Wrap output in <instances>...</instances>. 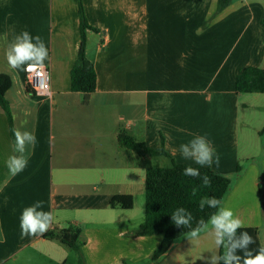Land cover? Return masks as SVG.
<instances>
[{
	"label": "crops",
	"instance_id": "0c3cea01",
	"mask_svg": "<svg viewBox=\"0 0 264 264\" xmlns=\"http://www.w3.org/2000/svg\"><path fill=\"white\" fill-rule=\"evenodd\" d=\"M80 1L95 29L86 34L96 73L87 103L70 88L78 0H0V88L13 131L36 137L27 168L11 176L5 162L14 143L0 107V264H67L76 254L55 238L21 236V212L39 200L54 215L47 232L80 229L78 264L151 261L161 235L139 234L143 217L133 212L136 199L145 203V170L161 157L196 165L179 150L196 135L220 158L211 169L231 180L224 206L257 229L264 247V93L235 91L243 68L264 69V0H231L220 10L217 0ZM24 30L48 48V95L27 92L24 70L7 63ZM120 131L157 151L162 137L167 156L121 146ZM211 254L219 249L209 236L185 237L163 261L206 264Z\"/></svg>",
	"mask_w": 264,
	"mask_h": 264
},
{
	"label": "trees",
	"instance_id": "16d2710c",
	"mask_svg": "<svg viewBox=\"0 0 264 264\" xmlns=\"http://www.w3.org/2000/svg\"><path fill=\"white\" fill-rule=\"evenodd\" d=\"M231 0H217V9L226 7ZM79 3V45L76 52V58L70 71V88L74 92L83 94V103L88 102L89 95L95 90L96 73L93 63L86 56V34L89 30L95 29L89 25L80 0ZM26 91L30 89L26 86ZM235 91L237 93H264V69L257 67H245L235 77ZM0 107L4 111L12 142L14 143V131L12 126V118L4 92L0 88ZM118 143L141 156H167L163 149V138L160 137V150H154L145 145V143L136 141L125 131L117 134ZM192 166L200 168L201 175L207 174L211 178V186L203 187L202 181L183 175L185 167ZM240 166L236 167V172L240 171ZM231 180L215 172L208 167H200L199 165L177 164L173 160L167 167L149 166L145 170L144 191V216L138 233L141 235H161V241L151 255V261L161 259L173 246L187 237L188 228L177 227L172 222L171 215L178 207H184L192 212L195 217L193 227L196 221L203 218L205 220L216 211V209L205 208L204 211L199 210V200L204 196H215L224 199L229 191ZM193 188L197 189V194L193 196ZM242 231L249 232L256 239V243L251 245L252 249L263 247L257 235V229L244 227L238 230V234ZM80 229L71 224H67L59 232H47L44 238H55L62 244L73 250L78 261H81L80 248L82 242L78 239ZM223 253V249H219V254ZM238 255H243L238 252Z\"/></svg>",
	"mask_w": 264,
	"mask_h": 264
},
{
	"label": "clouds",
	"instance_id": "9594fccd",
	"mask_svg": "<svg viewBox=\"0 0 264 264\" xmlns=\"http://www.w3.org/2000/svg\"><path fill=\"white\" fill-rule=\"evenodd\" d=\"M48 57L49 51L42 38L33 36L27 30L15 36L6 52L7 63L14 70L34 71L42 68ZM14 137V154L5 162L13 177L27 168L31 155L29 149L36 143V137L30 131L14 130ZM179 150L184 159L194 161L201 168H211L213 164L219 167L220 158L206 136H194L189 142L181 144ZM183 175L201 180L203 187L211 186V178L207 174L201 175L198 167H185ZM192 194H197L196 188H193ZM43 207L44 201L39 200L22 210L19 218L22 237L43 236L51 228L54 215L51 211L43 210ZM205 208L216 211L207 220L201 218L196 221L195 227V217L184 207L176 208L171 219L175 226L189 229L186 235L190 240L198 241L202 235H206L213 240L217 249H223L222 254L203 258L206 264H264V247L252 249L250 246L256 243V239L247 231L238 234V230L244 228V222L231 208L224 206L222 199L215 196L201 197L199 210L204 211ZM238 252L243 255H238Z\"/></svg>",
	"mask_w": 264,
	"mask_h": 264
},
{
	"label": "rangeland",
	"instance_id": "374dc122",
	"mask_svg": "<svg viewBox=\"0 0 264 264\" xmlns=\"http://www.w3.org/2000/svg\"><path fill=\"white\" fill-rule=\"evenodd\" d=\"M244 114L250 115V113L248 111L241 110L240 117L241 118L244 117ZM148 163L151 166H159V167H167L170 165L169 162L162 157L161 158H152L151 162H148ZM143 205H144V197H140V199L135 200V207L133 209V212L140 219H142V217L144 216ZM260 239L264 243V237L261 236ZM73 252L74 251L72 250V254L75 253V252L74 253ZM168 261H172V259L169 257ZM168 261H163V257H162L161 259H159V261L157 260V261L153 262V261H150V259H143L136 264H168L167 263ZM67 264H78L77 254H75L73 257L71 256L69 259V262Z\"/></svg>",
	"mask_w": 264,
	"mask_h": 264
},
{
	"label": "built area",
	"instance_id": "2783aa9c",
	"mask_svg": "<svg viewBox=\"0 0 264 264\" xmlns=\"http://www.w3.org/2000/svg\"><path fill=\"white\" fill-rule=\"evenodd\" d=\"M42 73V75H39ZM24 80L26 86L39 95H48L50 92L51 76L46 67L37 68L34 71L24 70ZM47 85V87H44Z\"/></svg>",
	"mask_w": 264,
	"mask_h": 264
}]
</instances>
